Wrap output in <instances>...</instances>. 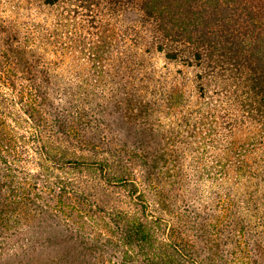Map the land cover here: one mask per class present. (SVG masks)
I'll use <instances>...</instances> for the list:
<instances>
[{
	"label": "trees",
	"instance_id": "trees-1",
	"mask_svg": "<svg viewBox=\"0 0 264 264\" xmlns=\"http://www.w3.org/2000/svg\"><path fill=\"white\" fill-rule=\"evenodd\" d=\"M31 1L64 12L30 25L0 17V264H244L242 221L211 214L204 191L216 183L207 148L228 156L215 139L225 132L215 103L231 101L230 85L212 90L206 70L232 66L231 80L256 100L259 3L81 0L97 8L88 21L65 0ZM125 4L138 14L129 34L118 15ZM152 50L203 71L194 93L145 64ZM120 104L116 131L104 117ZM223 185L234 197L247 182Z\"/></svg>",
	"mask_w": 264,
	"mask_h": 264
},
{
	"label": "rangeland",
	"instance_id": "rangeland-1",
	"mask_svg": "<svg viewBox=\"0 0 264 264\" xmlns=\"http://www.w3.org/2000/svg\"><path fill=\"white\" fill-rule=\"evenodd\" d=\"M65 1L67 3L66 7L81 11V17L88 21L91 20L92 12L95 15L98 14L97 8L88 9L87 5L81 4V0ZM248 1L251 3L258 2L264 14V0ZM111 9V5L103 1V6L100 10L108 16L107 18L112 20L114 19L115 11ZM60 12H64L63 8H44L39 1L0 0V17L12 18L16 21L19 19L28 25L36 19L49 18L50 20H56V15H59ZM118 15L123 34H129L130 26L138 20V14L125 4L119 10ZM259 25V28H256L257 31L255 30L256 36H254L256 44L250 47V52L253 54V68L256 70V77L259 76L260 78L258 85L259 94L255 101V97L252 94H248L246 91L243 92L241 86L238 87L241 83L237 85V81L233 82L231 80L232 66L225 65L223 69L218 68L214 70L213 68H208L206 70V72L212 74L211 77H208L212 80L210 82L212 90L216 88L215 83L218 80L219 82H223L224 80V84L230 85L228 89L231 93H228L227 96L231 101L226 103L227 100H223V102L225 101L223 105H220L218 102L215 103L218 110V120L222 121L221 117H223L225 122V132L222 130L223 134L215 136V139L221 145L219 147L228 148L226 149L228 150V156L225 160L221 159L220 161L219 156H221L223 151L218 152L219 150H214L213 147L207 148L205 159L211 169L206 174L212 178L211 180L216 181V183H210V188L208 185L204 191H208L207 196L209 197V207L212 210L211 214L219 216L220 214H224L223 211L226 209L228 212H231L233 217L236 214L239 221H242L238 240L240 242V250L243 252L241 256L243 257L244 264H249L251 258H264V15ZM114 26V21H111L110 27L114 28ZM88 35V33L85 34V32L81 31V39L84 36L88 37ZM143 60L149 68L156 69L158 73L166 77H177L180 82L185 84L187 92L194 93L193 83L196 80V76L198 73L203 72L199 68L191 69L169 62L163 54L156 53L153 50L148 54H144ZM92 63L93 61H89L88 59L86 61L81 60V67L85 65L91 66ZM63 66H75V64L67 61ZM179 72H182V74L179 75ZM61 78L79 80L86 78V76L80 78V76L64 74ZM236 89L237 91L235 92ZM123 107L124 104L113 106L111 112L114 116L104 117L106 123L116 131L124 129L120 127L122 117L116 112V108H119L118 111L120 112ZM226 131H234V133L232 136H229V134H226ZM224 133L227 136H224ZM228 143L232 147L227 146ZM220 162H225V167L222 168ZM239 162L242 164V168H238L240 171L236 173L234 171L235 166ZM190 175L192 176V172ZM237 176H239V180L246 181L247 186L233 192L234 197L226 188V185H223L224 188L218 186L222 179L223 181L230 180ZM232 200L236 202L237 209L230 206L229 201ZM230 207L231 209L228 210ZM213 208L215 209V213L213 212ZM231 214L230 218H232Z\"/></svg>",
	"mask_w": 264,
	"mask_h": 264
}]
</instances>
